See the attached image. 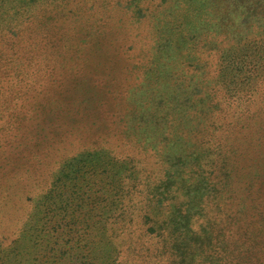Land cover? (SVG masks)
I'll list each match as a JSON object with an SVG mask.
<instances>
[{"label": "trees", "instance_id": "1", "mask_svg": "<svg viewBox=\"0 0 264 264\" xmlns=\"http://www.w3.org/2000/svg\"><path fill=\"white\" fill-rule=\"evenodd\" d=\"M175 3L0 0V264H264V81L149 88Z\"/></svg>", "mask_w": 264, "mask_h": 264}, {"label": "rangeland", "instance_id": "2", "mask_svg": "<svg viewBox=\"0 0 264 264\" xmlns=\"http://www.w3.org/2000/svg\"><path fill=\"white\" fill-rule=\"evenodd\" d=\"M174 1L177 4H186V10L180 11L173 5L179 15L172 20L173 26L177 27L173 29L172 41L163 44L158 53L150 55L149 59L144 58L141 63L143 66L147 64L150 71L149 88L164 85V90L174 96L176 103L183 98H189L195 105H199L198 101L208 105L213 96L220 101L226 98L227 94L223 93L227 85L226 73L239 70L241 74L237 76L236 81H244V75L253 76V91L256 92L264 81L263 50L256 46L244 47V41L255 40L264 34V21L261 19L264 14V0ZM181 8L184 9V5ZM168 12L169 9L164 11L163 22L171 21L168 20ZM124 64L121 60L113 64L115 70L111 71H114L118 78L126 71L122 69ZM78 71H83L84 76L78 78L80 83L74 92H78L82 85L88 88L90 78L95 72L99 74L107 70L86 68ZM257 71L262 73V79H255ZM150 96L149 93L146 94V97ZM64 119L67 123L73 122L66 116ZM67 128L68 124L57 127L54 131L69 139L74 129L71 127L66 131ZM19 152L15 153L16 156Z\"/></svg>", "mask_w": 264, "mask_h": 264}]
</instances>
